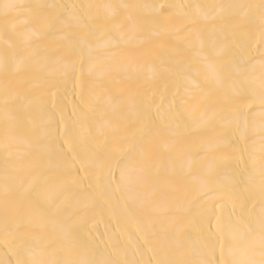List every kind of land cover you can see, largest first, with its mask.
<instances>
[{
    "label": "bare ground",
    "instance_id": "bare-ground-1",
    "mask_svg": "<svg viewBox=\"0 0 264 264\" xmlns=\"http://www.w3.org/2000/svg\"><path fill=\"white\" fill-rule=\"evenodd\" d=\"M0 264H264V0H0Z\"/></svg>",
    "mask_w": 264,
    "mask_h": 264
},
{
    "label": "snow or ice",
    "instance_id": "snow-or-ice-1",
    "mask_svg": "<svg viewBox=\"0 0 264 264\" xmlns=\"http://www.w3.org/2000/svg\"><path fill=\"white\" fill-rule=\"evenodd\" d=\"M5 7H7V5H5Z\"/></svg>",
    "mask_w": 264,
    "mask_h": 264
}]
</instances>
